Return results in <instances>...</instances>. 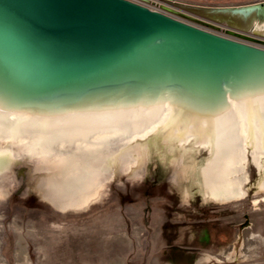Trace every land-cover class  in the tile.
Listing matches in <instances>:
<instances>
[{"label": "bare ground", "instance_id": "6f19581e", "mask_svg": "<svg viewBox=\"0 0 264 264\" xmlns=\"http://www.w3.org/2000/svg\"><path fill=\"white\" fill-rule=\"evenodd\" d=\"M132 1L220 35L230 29L264 41V0H164L161 9L153 0ZM236 59L221 70H114L46 83L6 70L0 58V197L16 184L13 165L24 162L29 174L38 173L45 200L61 211L82 209L116 173H142L153 133L184 193L196 185L208 202L243 200L249 158L264 191V54L238 52ZM200 149L207 152L201 160Z\"/></svg>", "mask_w": 264, "mask_h": 264}, {"label": "rangeland", "instance_id": "374dc122", "mask_svg": "<svg viewBox=\"0 0 264 264\" xmlns=\"http://www.w3.org/2000/svg\"><path fill=\"white\" fill-rule=\"evenodd\" d=\"M150 136L142 173H116L82 209L56 208L38 192L31 164L13 165L16 184L0 197V264H264V191L251 158L246 198L215 204L196 185L183 192L158 134Z\"/></svg>", "mask_w": 264, "mask_h": 264}, {"label": "water", "instance_id": "95a60500", "mask_svg": "<svg viewBox=\"0 0 264 264\" xmlns=\"http://www.w3.org/2000/svg\"><path fill=\"white\" fill-rule=\"evenodd\" d=\"M258 4L264 8V1ZM225 34L132 0H0V64L46 83L114 70H221L237 61L232 59L238 52L264 54L233 38L263 40L230 29Z\"/></svg>", "mask_w": 264, "mask_h": 264}]
</instances>
